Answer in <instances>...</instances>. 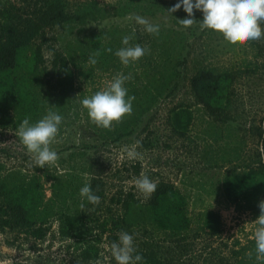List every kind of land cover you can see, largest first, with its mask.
Here are the masks:
<instances>
[{"label":"rangeland","instance_id":"rangeland-1","mask_svg":"<svg viewBox=\"0 0 264 264\" xmlns=\"http://www.w3.org/2000/svg\"><path fill=\"white\" fill-rule=\"evenodd\" d=\"M30 1L0 0V14L10 6L26 8ZM94 1L103 13L77 28L82 36L95 31L109 40L113 30L124 36L132 34L135 27L137 36L130 43L145 47L144 56L151 58L160 55L153 46L155 41L166 45L170 54L181 38L190 44L179 87L152 105L132 134L106 137L94 129L98 125L90 120L80 100L102 89L117 73L138 74L134 81L141 78L142 68L135 62L122 65V71L104 70L84 58L75 59L70 64L74 76L67 98L69 108L52 145L59 158L50 168L29 167L30 154L15 134L19 124L0 126V172L18 170L36 176L45 205L54 211L41 239L18 228L0 227V264H116L110 246L121 231L133 234L137 251L144 257L142 264H264V256L258 259L255 252L260 200L234 202L225 192V180L236 168L246 171L257 167L260 160L264 162L260 139L264 132V36L231 41L222 32L201 29L203 14L197 10L196 20L185 28L178 20L188 16L183 8L175 13L168 9L177 0H63V5L72 10ZM130 13L159 24V33L149 34L127 20ZM51 33L46 35L43 55L46 66L52 69ZM207 69L231 77L230 104L224 110L206 108L193 91L194 78ZM54 75L49 77L52 83H56ZM179 109L193 113L185 131L176 130L171 121L172 113ZM137 141L141 157L129 160L124 148ZM141 173L157 186L169 184L185 196L192 223L189 233L171 238L152 226L129 227L124 223L128 195L142 205L154 199L155 192L145 196L136 189L133 181ZM85 182L100 196L98 203L81 200L79 189ZM208 211L219 216L220 232L201 230L199 215Z\"/></svg>","mask_w":264,"mask_h":264},{"label":"trees","instance_id":"trees-1","mask_svg":"<svg viewBox=\"0 0 264 264\" xmlns=\"http://www.w3.org/2000/svg\"><path fill=\"white\" fill-rule=\"evenodd\" d=\"M27 8L30 9L28 13ZM102 13L95 1L68 10L63 0H31L26 8L10 6L3 10L0 14V126L16 127L25 117H30V122L34 123L48 109L66 117L70 103L67 98L74 76L70 64L75 63V59L90 60L95 56V68L122 71V64L115 55V51L122 46L121 31L113 30L109 40L104 38L107 37L103 36L104 33L91 31L82 36L76 31L80 25H86ZM47 29L49 32H46ZM50 32L54 47L52 69L46 66L43 55L44 41ZM179 41L180 45L171 54L160 41L153 43L160 51L159 57L142 56L137 61L143 71L141 78H136L135 82L134 77L139 75L132 74L126 86L129 95L135 97L133 111L119 122H113L111 128L95 126L97 132L116 139L132 134L139 120L150 113L152 105L178 89L181 69L187 63L185 51L190 45L184 43L183 38ZM52 74H55L56 83L49 78ZM231 85L228 73H217L213 69L202 72L192 82L200 103L211 110H224L229 106ZM53 89L55 93H52ZM171 121L176 130L185 131L193 121V113L189 109L175 110ZM260 139L263 152L264 132ZM2 169L0 165V171ZM238 169L225 180L227 198L234 202L264 199L263 160L252 169L241 172ZM124 207V223L129 227L152 226L171 238H179L191 231L187 199L169 184L157 186L151 204L142 205L128 195ZM53 212L45 205L42 184L36 176L29 177L18 170L0 172L2 229L18 228L27 236L41 239ZM199 216L202 231L220 232V218L215 212L208 211Z\"/></svg>","mask_w":264,"mask_h":264},{"label":"clouds","instance_id":"clouds-1","mask_svg":"<svg viewBox=\"0 0 264 264\" xmlns=\"http://www.w3.org/2000/svg\"><path fill=\"white\" fill-rule=\"evenodd\" d=\"M188 14L187 17L178 19L185 28L194 23V10L203 14L200 20L201 29H210L222 34L231 41L245 42L260 39L264 36V0H177L169 7L171 13L179 9ZM135 25L142 26V30L149 34H158L160 25L152 23L148 18L139 14L130 13L126 18ZM135 34L124 35L121 39L122 46L115 51L124 66L137 62L147 52V49L137 44H131ZM111 51V49H109ZM90 63L95 64V56L90 57ZM132 79L131 73H117L106 85L91 96L80 100L83 108L87 109L90 120L96 125L111 128L113 122H119L126 114L133 111L134 96L129 95L126 81ZM30 117H25L19 124L16 135L30 154L29 167L50 168L58 161V152L52 147L57 142V136L63 121V116L48 109L44 115L34 123ZM139 141L130 146H125L124 153L129 160L141 157L137 150ZM136 189L145 196H150L157 189V183L148 175H141L133 181ZM81 200L92 204L100 201L92 188L91 183L85 182L79 189ZM260 214L255 220V252L257 258L264 256V199L258 202ZM110 253L116 264H142L144 257L137 251L133 234L121 231L118 239L110 246Z\"/></svg>","mask_w":264,"mask_h":264}]
</instances>
